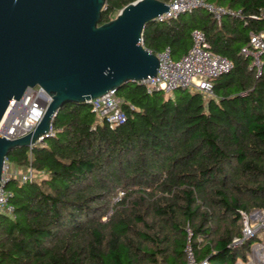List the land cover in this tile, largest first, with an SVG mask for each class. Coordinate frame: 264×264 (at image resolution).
I'll return each mask as SVG.
<instances>
[{
  "label": "trees",
  "instance_id": "trees-1",
  "mask_svg": "<svg viewBox=\"0 0 264 264\" xmlns=\"http://www.w3.org/2000/svg\"><path fill=\"white\" fill-rule=\"evenodd\" d=\"M135 1L106 0L99 25ZM204 1L241 16L217 21L198 9L151 21L142 45L154 55L168 47L176 60L201 31L233 65L213 81L214 97L128 83L116 91L126 121L115 128L89 104L64 105L44 146L7 155L34 178L5 186L15 217L0 215V264H185L187 229L197 261L246 260L255 239L233 241L239 213L264 210V54L257 74L241 49L264 32L251 18L264 0Z\"/></svg>",
  "mask_w": 264,
  "mask_h": 264
},
{
  "label": "water",
  "instance_id": "water-1",
  "mask_svg": "<svg viewBox=\"0 0 264 264\" xmlns=\"http://www.w3.org/2000/svg\"><path fill=\"white\" fill-rule=\"evenodd\" d=\"M106 0H0V122L27 89L50 96L35 130L16 140L0 136L3 164L15 148L47 134L66 104L88 103L128 83L154 78L156 56L145 50L147 23L169 12L158 0H136L99 25Z\"/></svg>",
  "mask_w": 264,
  "mask_h": 264
},
{
  "label": "built area",
  "instance_id": "built-area-1",
  "mask_svg": "<svg viewBox=\"0 0 264 264\" xmlns=\"http://www.w3.org/2000/svg\"><path fill=\"white\" fill-rule=\"evenodd\" d=\"M169 12L159 16L156 21L176 19L179 15L194 10H203L210 14L215 20L220 21L222 17L229 16L240 18V10L227 9L217 6L204 0H173L167 4ZM252 19L264 20V9L260 10L258 16ZM191 47L188 52L179 59H173L170 49L164 48L155 54L158 60V70L154 78L143 81L147 92L172 93L177 90L197 92L205 98H213V81L218 77L229 73L233 65L230 60L220 55L211 54L207 49V42L204 34L199 30L191 32ZM241 54L252 60L251 67L259 74L262 69L261 56L264 54V32L249 35V44L241 49ZM51 102L43 89L39 87L27 89L17 101L15 107L8 105L0 122V136L8 140H16L32 133L41 122L45 110ZM87 104L91 106L100 122H105L110 128H115L126 121V116L120 107V100L116 91H109L104 96L90 100ZM55 136L52 122L47 134L38 139L35 146H44L45 140ZM21 174L11 169L6 162L3 164L0 181V215L14 219V206L11 203L12 193L5 189L11 179H18L21 184L31 182L34 178L30 166L23 169ZM122 193H119L118 198ZM117 198V199H118ZM116 199V200H117ZM241 237L233 241L239 246L245 241L255 239L246 256L248 263L256 258L264 264V210H253L250 214L240 212ZM104 218L103 221H106ZM187 240L184 247L185 264H210L207 259L197 261L195 252L189 242L190 231L187 229ZM237 264V263H236Z\"/></svg>",
  "mask_w": 264,
  "mask_h": 264
},
{
  "label": "rangeland",
  "instance_id": "rangeland-1",
  "mask_svg": "<svg viewBox=\"0 0 264 264\" xmlns=\"http://www.w3.org/2000/svg\"><path fill=\"white\" fill-rule=\"evenodd\" d=\"M105 8V7H104ZM117 14L118 13H116L115 15H113L112 17V19H114L116 16H117ZM11 167V166H10ZM11 169H13V170H16L17 172H18V174H21L24 170L22 169H15V168H12L11 167ZM248 253H249V250H247V251H245V255L247 256L248 255ZM236 263L237 264H259L260 262L256 259V258H254V259H252V261L251 262H249L248 263V261H247V258H246V260L245 261H243V260H241V259H238L237 261H236ZM235 263V264H236Z\"/></svg>",
  "mask_w": 264,
  "mask_h": 264
}]
</instances>
